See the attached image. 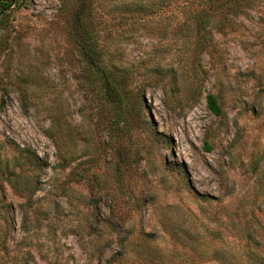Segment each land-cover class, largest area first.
<instances>
[{
    "label": "rangeland",
    "instance_id": "rangeland-1",
    "mask_svg": "<svg viewBox=\"0 0 264 264\" xmlns=\"http://www.w3.org/2000/svg\"><path fill=\"white\" fill-rule=\"evenodd\" d=\"M259 257L264 0L0 13V264Z\"/></svg>",
    "mask_w": 264,
    "mask_h": 264
},
{
    "label": "trees",
    "instance_id": "trees-1",
    "mask_svg": "<svg viewBox=\"0 0 264 264\" xmlns=\"http://www.w3.org/2000/svg\"><path fill=\"white\" fill-rule=\"evenodd\" d=\"M25 0H0V13H4L5 11L9 10L13 6H19L21 5ZM206 105L211 113L214 115H221L222 114V108L219 104V101L217 99V96L213 93H207L206 95ZM42 160L37 157L35 154H32V158L29 159V163L32 164V166L37 167L40 165ZM42 165V164H41ZM252 264H264V258L259 257V260L253 261Z\"/></svg>",
    "mask_w": 264,
    "mask_h": 264
}]
</instances>
